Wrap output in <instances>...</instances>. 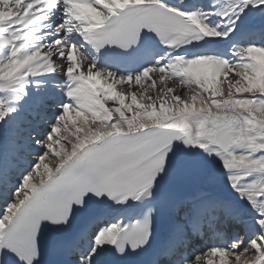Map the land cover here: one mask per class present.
Returning <instances> with one entry per match:
<instances>
[{"label":"snow or ice","instance_id":"obj_1","mask_svg":"<svg viewBox=\"0 0 264 264\" xmlns=\"http://www.w3.org/2000/svg\"><path fill=\"white\" fill-rule=\"evenodd\" d=\"M0 264H264V0H0Z\"/></svg>","mask_w":264,"mask_h":264},{"label":"bare ground","instance_id":"obj_2","mask_svg":"<svg viewBox=\"0 0 264 264\" xmlns=\"http://www.w3.org/2000/svg\"><path fill=\"white\" fill-rule=\"evenodd\" d=\"M159 103V102H158Z\"/></svg>","mask_w":264,"mask_h":264}]
</instances>
